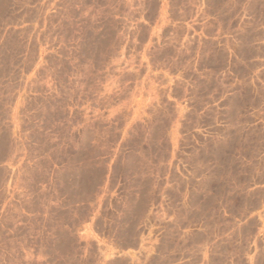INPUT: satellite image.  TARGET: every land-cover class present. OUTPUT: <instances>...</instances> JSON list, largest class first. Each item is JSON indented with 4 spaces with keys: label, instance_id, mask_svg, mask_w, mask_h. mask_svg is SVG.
<instances>
[{
    "label": "rangeland",
    "instance_id": "obj_1",
    "mask_svg": "<svg viewBox=\"0 0 264 264\" xmlns=\"http://www.w3.org/2000/svg\"><path fill=\"white\" fill-rule=\"evenodd\" d=\"M251 175L264 0H0V264H264Z\"/></svg>",
    "mask_w": 264,
    "mask_h": 264
},
{
    "label": "crops",
    "instance_id": "obj_2",
    "mask_svg": "<svg viewBox=\"0 0 264 264\" xmlns=\"http://www.w3.org/2000/svg\"><path fill=\"white\" fill-rule=\"evenodd\" d=\"M249 81V80H248ZM247 135H249V132H246ZM249 160L246 158V165L248 166ZM233 186L235 185L234 182H232ZM239 192L242 194H245L247 199L250 197V199L254 198V194L256 190L260 191V204L257 208L255 207H249L247 206V210L244 213L240 214H230L234 217L237 216H243L246 218L249 217H259L262 218L263 227H264V182H256L254 179V175H251L250 180L249 178H246L244 182H241L238 184ZM234 191V190H233Z\"/></svg>",
    "mask_w": 264,
    "mask_h": 264
}]
</instances>
